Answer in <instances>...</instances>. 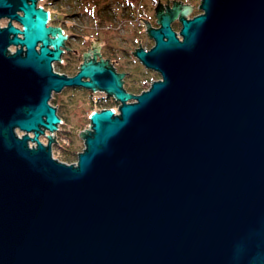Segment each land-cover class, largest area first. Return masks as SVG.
<instances>
[{"label": "water", "instance_id": "1", "mask_svg": "<svg viewBox=\"0 0 264 264\" xmlns=\"http://www.w3.org/2000/svg\"><path fill=\"white\" fill-rule=\"evenodd\" d=\"M38 1L0 0V264H264V0H173L180 36L146 19L162 78L138 94L103 62L54 71L67 34ZM69 86L121 102L75 163L52 148Z\"/></svg>", "mask_w": 264, "mask_h": 264}, {"label": "rangeland", "instance_id": "2", "mask_svg": "<svg viewBox=\"0 0 264 264\" xmlns=\"http://www.w3.org/2000/svg\"><path fill=\"white\" fill-rule=\"evenodd\" d=\"M50 1H52V3L49 4V8L52 9L54 14L55 12L58 13L61 18V20L60 18H54L52 22H50V25L56 26L60 24L63 29V34H67L65 40L68 39L69 33L74 31L76 34L82 36H84V34H87L90 37L100 36L106 40L109 45L112 43L114 44V46H109L110 51L114 53V56L120 59V64L123 65L122 68L126 71H131L130 75L133 78H127V87L131 93H141L143 90L148 89L154 80L162 78L157 70L148 68L139 58L136 64H131L127 67L126 65L128 61L124 59L126 56L124 54L125 50L123 49V47L127 46L126 37L135 34V31L137 34L135 40L136 46H138L139 38H141L140 43H142L144 49L149 50L155 44L154 39L149 37L150 34H147V32L149 33V30H146L147 25L144 26V20L140 16L148 19L151 25L159 27L160 23L157 24L154 21L156 6L159 0H109L107 3L109 5L108 9L104 12L102 11L105 9L106 4L103 3L102 0L98 2L93 0ZM182 1L184 3L190 2L191 5H194L192 10L187 13L186 17L191 18L196 14L204 12L199 6L202 0ZM160 2L165 5L168 0H160ZM173 2V0H169V4ZM44 3V0L38 1V5ZM106 12L110 13V17ZM125 13H130L128 20H125L124 18ZM54 14L52 15L54 16ZM8 22V18L0 20L2 26L7 25ZM14 24L17 25L19 23L14 21ZM98 25L100 28L96 29ZM181 27L182 21L177 17L173 28L180 31ZM72 38L73 39L70 42L71 47L80 50L78 54L79 57L75 55L77 59L73 61L78 64L81 60L82 62L85 61V58L82 56L87 48H85L83 42L80 43V41H77L74 36ZM9 48L11 51H15L17 46L11 45ZM106 55L110 56V53L106 52ZM53 63L55 70L60 73H75L78 68L74 63L73 65L64 68L61 66L65 65L63 60L54 61ZM90 93L91 90L89 88L83 89L70 86L65 87L59 92H53L50 103L57 108L58 115L62 116L65 120L64 122L61 121L62 125H60V130L58 131L57 129L52 133V136L57 139V142H53V156L60 161L75 163L78 160L79 151L85 149V138L80 135V133L82 130L90 128V116L94 111L99 110L98 106H100L99 103L97 104L92 100ZM131 101L133 100H129V102ZM115 112L119 113V110H115ZM23 133L25 132L18 130L19 135H22ZM30 134L32 136L34 135L32 132ZM47 134H50V132L47 131ZM40 138L45 144L48 143L46 134L41 135ZM33 144L36 145V143L30 142V145L33 146Z\"/></svg>", "mask_w": 264, "mask_h": 264}, {"label": "flooded vegetation", "instance_id": "3", "mask_svg": "<svg viewBox=\"0 0 264 264\" xmlns=\"http://www.w3.org/2000/svg\"><path fill=\"white\" fill-rule=\"evenodd\" d=\"M44 2L45 3L43 5L45 6V9L49 8V4L52 3V1H50V0H46ZM168 3L169 2L165 3V5L163 4L164 6L161 5V7L156 6L155 20H154L155 23L159 24L160 23L159 21H160V18L162 17V15L168 14L169 11H171V10L175 11V13H171V14H174V16H175L173 19V22H172V26L174 25V22L177 19V17H178V19L181 17V14H182L184 8L182 6H177L175 8L174 3H170L169 4L170 6H168ZM161 4H162V2H161ZM129 16H130V13H128V14L125 13L124 14L125 20H128ZM2 19H7V18H2ZM143 19L145 20L143 24H144V26H146L148 21L146 20V18H143ZM60 20H61V18H60ZM17 25L20 26L19 24H17ZM153 27H155V26H153ZM97 28H100V26L98 25L96 27V29ZM147 34H149V33L147 32ZM136 35L137 34L135 31V34H132L130 37H126V45L127 46L123 47V49L125 50L124 54L126 56V58L124 57V59L126 61H128L127 65H126L127 67H129L131 64L137 63V61H138V56L136 54L137 49L143 46L142 43H138L139 47L135 45ZM73 36L75 37V39L77 41H80V43L83 42L85 44V48H87V50L83 52L82 57L85 58L86 61L103 62L108 67L112 68L115 72L123 74V76H122L123 86H124L125 90H127L128 92H131L128 90V87H127V84H128L127 78L132 77L130 75L131 71H126L124 68H122L123 65L120 64V59L117 58L116 56H114V53H112L110 51L109 46H114V44L110 43L111 45H109L108 42L100 36L90 37L87 34H84V36H82V35L76 34L74 31L69 33L68 39L64 41V44L62 46L63 58L60 61L63 60V63L65 65H61V66H63L64 68H67L68 66H71L74 63L78 67L77 71H76V72H78L80 70L81 65L84 64V61L82 62V60L79 61L78 64L76 62H73L74 60L77 59L75 55H77L79 57L78 54L80 51V50L76 49L75 47L72 48L70 45V42L72 41ZM77 37H79V38H77ZM149 37H151V36L149 35ZM106 52L110 53V56L106 55ZM71 54H72V56H71ZM76 72L71 73L70 75H74V74H76ZM74 88L87 89V88L81 87V86H74ZM90 90H91L90 96H91L92 100L95 101L97 104L99 103L102 105L100 109L106 108V107L108 108L109 106H111L114 103V101L112 99L113 95L108 94V93L104 92L103 90H99V89H97V90L90 89Z\"/></svg>", "mask_w": 264, "mask_h": 264}, {"label": "trees", "instance_id": "4", "mask_svg": "<svg viewBox=\"0 0 264 264\" xmlns=\"http://www.w3.org/2000/svg\"><path fill=\"white\" fill-rule=\"evenodd\" d=\"M44 1H46V0H44ZM79 1H82V0H79ZM93 1L98 2V1H100V0H93ZM102 1H103V3L106 4V5H105V9H104L103 11L101 10L102 12H104L105 10L108 9V6H109V5H108L107 3H108L109 0H102ZM169 13H171V12L169 11ZM169 13H168V14H169ZM106 14H108V16L110 17V13H107V12H106ZM183 16H185V15L182 13V14H181V17H183ZM181 17H180V18H181ZM173 26H174V25H173ZM150 27H153V26H149V28H150ZM149 28H148V30H149ZM65 73H66V72H65ZM112 99H113L114 103H113L111 106H109V107L114 108L115 110H119V108H120V105H119L120 102L118 101V99H117L114 95L112 96ZM99 105H100V106H98V108L100 109L102 105H101V104H99ZM60 117H61V119H62V122H64L65 120L63 119V117H62V116H60ZM62 122L59 123V125H58V131L60 130L59 128H60V125H62ZM91 124H92V123H91ZM87 132H88V131H87ZM87 132H86V133H87ZM54 142H57V139H56V138H55V141H54Z\"/></svg>", "mask_w": 264, "mask_h": 264}, {"label": "bare ground", "instance_id": "5", "mask_svg": "<svg viewBox=\"0 0 264 264\" xmlns=\"http://www.w3.org/2000/svg\"><path fill=\"white\" fill-rule=\"evenodd\" d=\"M40 6H42V7H44L45 8V6L43 5V4H40V5H38V7H40ZM47 10L49 11V17H48V23H47V25L49 26L50 25V22H52V20L54 19V18H59V14L58 13H56L55 12V14L52 12V9L51 8H47ZM52 14H54V16L52 15ZM173 22V21H172ZM51 26H53V25H51ZM58 26H60V24L59 25H56V27H58ZM61 27V26H60ZM157 27V26H156ZM176 31V33L180 36V32L179 31H177V30H175ZM13 36V35H12ZM40 45V44H39ZM39 45H38V48H39ZM63 49V48H62ZM63 58V51H62V54H61V59ZM60 61V60H59ZM53 68H54V71H56L55 70V67H54V63H53ZM57 72V71H56ZM60 73V72H59ZM76 73H78V72H76ZM63 74V73H62ZM64 74H66V73H64ZM66 75H69V76H71L70 74H66ZM74 75H76V74H74ZM71 87H74V86H71ZM100 90V89H99ZM104 91V90H103ZM104 92H106V91H104ZM107 93V92H106ZM109 94V93H108ZM107 108V107H106ZM108 108H111V107H108ZM102 109H104V108H102ZM112 109H114V108H112ZM114 112H115V109H114ZM115 113H117V112H115Z\"/></svg>", "mask_w": 264, "mask_h": 264}]
</instances>
